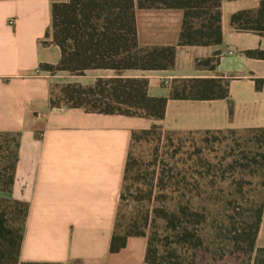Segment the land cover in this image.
I'll return each mask as SVG.
<instances>
[{
	"label": "crops",
	"instance_id": "0c3cea01",
	"mask_svg": "<svg viewBox=\"0 0 264 264\" xmlns=\"http://www.w3.org/2000/svg\"><path fill=\"white\" fill-rule=\"evenodd\" d=\"M52 2L0 0V131L18 133L7 195L28 205L20 260L147 264L144 236H128L120 250L109 251L131 133L153 124L176 130L264 127V59L245 54L264 50V35L230 25L233 13L255 9L260 0H220L222 39L212 45L177 44L181 9L135 6L139 45L175 46L174 62L166 69H126L121 75L145 77L149 96L168 98L162 119L48 105L55 84L89 85L98 76L115 75L111 69L71 74L40 68L61 57L52 41ZM185 78L227 80V96L169 98L173 82ZM255 246L264 247V201Z\"/></svg>",
	"mask_w": 264,
	"mask_h": 264
},
{
	"label": "trees",
	"instance_id": "16d2710c",
	"mask_svg": "<svg viewBox=\"0 0 264 264\" xmlns=\"http://www.w3.org/2000/svg\"><path fill=\"white\" fill-rule=\"evenodd\" d=\"M135 6L181 9L183 17L178 45H212L221 42L220 0H53L52 41L59 47L61 57L57 64L44 63L40 64V68L51 73L67 71L71 74H83L89 69H111L115 71V75L98 76L89 85L66 83L60 87V95L57 99L53 97L51 91L49 106L65 104L80 107L87 112L163 118L168 98L149 96L145 77L121 75V71L126 69H166L172 67L174 62L175 46L139 45L135 25ZM230 25L239 31H253L264 35V0H260L255 9L233 13L230 16ZM245 54L264 59V50L261 49L246 50ZM208 61V59L203 60V62ZM262 81V79L257 80V89L260 88ZM227 93V80L185 78L173 82L169 98L217 99L226 97ZM159 127L160 124H153L147 129L133 130L130 144L139 133H149ZM245 129L258 131L256 139L260 145L264 144V127ZM220 130L233 129L215 131ZM17 148L18 133L0 131V192L2 193L11 192ZM257 155L263 161L256 160V157L250 159L260 167V175L264 177V153L259 152ZM134 165L135 161L131 158L129 145L119 199H122V193L127 188L123 183L124 181L126 183L127 174L132 173ZM245 165L251 167L250 163ZM129 179L134 183L137 182L132 176ZM167 179L166 184L159 187L160 197L165 198L164 192L186 190L179 182H171L168 175ZM148 197L151 198L150 192ZM160 201L163 204L153 209V215L159 216L165 226H171L172 231L176 232L178 225L176 233L179 238L174 240L172 246L166 247L155 243L150 233L134 224L120 230L115 218L109 251L120 250L128 236H144L146 237L144 260L147 264H192L180 260L179 246L183 242L181 245L188 250L193 248L190 244L192 238H201L200 234H196L194 224L200 223L203 218L202 213L193 206L191 197H188L185 204L173 203L171 198ZM263 201L255 203L248 209L250 214L242 218L240 226L234 229L228 239L235 249L241 250L242 255L248 258L246 264H264V247L255 246ZM27 210L26 202L8 195H0V264H32L20 260ZM179 216L183 219L177 224Z\"/></svg>",
	"mask_w": 264,
	"mask_h": 264
},
{
	"label": "rangeland",
	"instance_id": "374dc122",
	"mask_svg": "<svg viewBox=\"0 0 264 264\" xmlns=\"http://www.w3.org/2000/svg\"><path fill=\"white\" fill-rule=\"evenodd\" d=\"M62 85L55 84L51 89L55 99ZM160 126L149 133H139L130 144L135 167L123 183L127 188L119 199L116 214L119 229L134 224L150 233L155 243L172 246L179 238L178 225L176 232L172 231L152 211L163 204L160 200L171 198L173 203L185 204L191 197L193 206L203 215L200 223L194 224L201 238H192L193 248L188 250L180 243V260L192 264H246L248 258L228 239L242 218L250 214L248 209L264 199V177L260 175V167L250 159L263 161L257 155L264 153V144L260 145L256 139L259 132L251 129L205 132ZM247 163L251 167H246ZM167 175L171 182H179L186 190L163 191L165 198L160 197L159 187L166 184ZM131 176L137 182L131 181ZM182 219L179 216L177 224Z\"/></svg>",
	"mask_w": 264,
	"mask_h": 264
}]
</instances>
